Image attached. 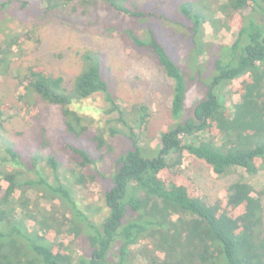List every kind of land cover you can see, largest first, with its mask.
<instances>
[{"label":"trees","instance_id":"obj_1","mask_svg":"<svg viewBox=\"0 0 264 264\" xmlns=\"http://www.w3.org/2000/svg\"><path fill=\"white\" fill-rule=\"evenodd\" d=\"M44 1L51 10L73 0ZM91 1L82 0L85 4ZM102 1L128 17L127 26L118 29L121 37L128 38L138 52L152 55L171 81L176 122L162 131L158 151L141 145L136 130L148 122L149 106L119 108L103 76L101 59L93 52L84 53V67L71 89L65 86L62 76L52 74L40 63L19 74L22 92L17 98L25 119L39 114L40 108L30 99L35 94L43 102L59 105L66 131L80 139L88 134L89 123L71 104L102 92L111 103V112L118 111L117 120L126 126L124 131L112 126L110 132L126 133L131 147L117 158L104 195L109 213L100 223L78 208L71 188L58 178L61 162L55 155L47 159L56 177L53 182L43 175L39 180L22 182L17 172L2 171L0 264H137L140 254L132 250L136 246L143 249L146 264H264V205L262 198L254 195V184L246 177L222 188L213 200H206L183 168L187 152L204 162L216 177L233 168L243 169L249 177L264 171V0H216L220 12L228 16L233 11L250 10L244 14L234 41L221 46L210 75H202L207 91L189 115L184 114L187 71L164 43L184 38L202 54L206 46L203 28L210 18L206 10L209 0H181L171 10L167 8L170 0H147L143 4L137 0ZM30 2L0 0V9L6 14L13 3L21 10L29 9ZM148 19L160 21V28L148 27L144 35L139 34L138 24ZM31 33L8 32L0 40L2 74L11 71L15 47L22 46ZM164 33L171 37H162ZM178 46H174L175 53ZM188 64L198 72L199 65ZM235 79L240 82L236 88L240 101L231 110L222 93ZM93 139L100 148L107 144L102 132ZM65 146L80 168L96 165V158L85 146ZM6 152L10 159L18 160L13 148ZM90 180L96 191L102 190L95 174L81 172L77 179L84 184ZM19 189L21 195L16 197ZM30 189L53 204L55 200L65 204L72 212L75 228L87 235V254H74L69 243L56 241L61 231L45 215L38 228L29 230L24 220L34 217L33 202L26 194ZM148 240L156 248L152 256ZM115 246L118 248L113 252Z\"/></svg>","mask_w":264,"mask_h":264},{"label":"rangeland","instance_id":"obj_2","mask_svg":"<svg viewBox=\"0 0 264 264\" xmlns=\"http://www.w3.org/2000/svg\"><path fill=\"white\" fill-rule=\"evenodd\" d=\"M137 1L143 4L147 0ZM179 1L170 0L167 8L178 7ZM30 4V8L24 10L19 9L17 3L10 4L6 14L0 9V40L8 32L32 30L31 37L22 46L15 47L11 71L8 74L0 72V173L17 172L22 182L39 180L43 175L53 182L56 177L47 159L55 155L61 162L58 178L71 188L78 208L88 214L93 222L100 223L109 213L104 195L111 184L117 158L131 147V139L126 133L110 132L112 126L123 131L126 129L117 120L120 114L118 111L111 112V103L102 92L73 101L71 107L85 116L89 123L88 134L77 139L66 131L60 106L43 102L35 94L30 99L37 103L39 114L30 119L23 117L17 98L22 92L18 75L26 73L29 66L40 63L52 74L62 76L65 86L71 89L84 67V53H95L101 59L103 76L111 94L118 100L119 108L132 109L139 104L149 106L148 122L136 131L141 145L151 146L149 150L153 152L160 148L162 131L176 122L172 115V83L152 55L138 52L130 45L128 38L121 37L118 29L127 26L128 17L109 7L107 2L92 0L85 4L82 0H73L66 6L51 10L44 0H31ZM207 4L210 18L203 28L206 46L202 54L184 38L176 37L169 45L164 43L169 54L172 57L175 54L187 71L185 115L193 113L204 98L207 86L201 79L202 75H210L221 46L234 41L244 14L250 10L233 11L228 16L220 12L216 0H209ZM138 25L139 34L144 35L148 27L159 29L161 22L148 19ZM161 36L171 37L166 33ZM176 43L179 46L175 53ZM188 61L190 66L199 65L198 72L188 66ZM239 85V79H235L223 89L224 100L231 110L240 101V93L236 91ZM97 132L104 133L106 137L107 144L101 148L93 139ZM68 143L85 146L96 158V165L80 168L71 159V150L65 146ZM157 145L159 147L155 148ZM8 148L18 153L17 161L9 158L6 152ZM183 168L197 183L203 199L213 200L225 186L248 177L247 180L255 186L254 195L260 196L264 205V171L249 177L243 169L233 168L216 177L204 162L187 152L184 154ZM81 172L91 176L95 174L103 186L102 190L96 191L91 180L86 184L79 183L77 179ZM26 194L31 197L34 211V217H25L24 220L29 230L38 228L39 221L45 215L61 231L56 234V241L69 243L74 254L89 251L87 235L75 228L72 212L66 209L63 202L55 200L53 204L36 190H27ZM20 195L19 189L16 197ZM37 204L39 207L35 206ZM147 242L151 249L148 253L152 256L156 248L151 241ZM117 248L115 246L113 252ZM132 250L140 254L136 259L137 264H146L143 249L140 251L136 246Z\"/></svg>","mask_w":264,"mask_h":264}]
</instances>
